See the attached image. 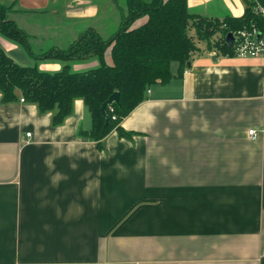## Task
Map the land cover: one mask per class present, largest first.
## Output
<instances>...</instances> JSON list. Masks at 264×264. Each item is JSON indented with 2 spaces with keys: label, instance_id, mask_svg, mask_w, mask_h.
Wrapping results in <instances>:
<instances>
[{
  "label": "crops",
  "instance_id": "obj_1",
  "mask_svg": "<svg viewBox=\"0 0 264 264\" xmlns=\"http://www.w3.org/2000/svg\"><path fill=\"white\" fill-rule=\"evenodd\" d=\"M0 4L35 41L61 29L71 44L102 12L96 0ZM188 6L210 20L246 10L245 0ZM38 12L70 26L41 24ZM99 24L93 30L108 40ZM0 45L16 63L35 64L16 43L0 36ZM104 61L113 63L111 48ZM100 64L75 62L72 71ZM171 73L122 121L129 137L114 130L101 147L83 134L93 119L82 100L56 126L53 113L21 98L3 103L0 93V264H264V60L213 49L193 54L186 69L173 62Z\"/></svg>",
  "mask_w": 264,
  "mask_h": 264
},
{
  "label": "trees",
  "instance_id": "obj_2",
  "mask_svg": "<svg viewBox=\"0 0 264 264\" xmlns=\"http://www.w3.org/2000/svg\"><path fill=\"white\" fill-rule=\"evenodd\" d=\"M245 2L242 17L210 20L192 13L188 0H126L128 15L110 39L103 40L89 29L69 49L53 48L40 54L32 51V36L10 20L13 7L0 4V36L23 47L35 61L34 65H20L0 45L2 102L24 98L37 105L41 113H53V123L59 126L72 114L74 103L82 100L93 119L92 129L83 134L99 147L114 130L121 137H129L121 127L122 121L145 101L151 86L172 80L173 62L187 68L191 56L200 51L197 41L206 40L209 50L236 57L234 48L227 44L228 34L258 29L264 35V17L257 4L252 0ZM259 3L264 8V0ZM142 18L145 22L134 26ZM192 30L196 36L190 34ZM217 33L221 38L213 41ZM108 48L112 53L111 65L104 61ZM93 58L101 61L100 66L85 72L72 71L75 62ZM45 60L64 62L65 67L55 73L41 71L38 64ZM116 92L120 101L107 109V124L101 107Z\"/></svg>",
  "mask_w": 264,
  "mask_h": 264
},
{
  "label": "rangeland",
  "instance_id": "obj_3",
  "mask_svg": "<svg viewBox=\"0 0 264 264\" xmlns=\"http://www.w3.org/2000/svg\"><path fill=\"white\" fill-rule=\"evenodd\" d=\"M118 4H113L112 0H96V4H100L99 9L102 10L101 12V19H99L97 21V19H93V20H84L86 23L81 24L80 25V29L81 26L82 27H87V26H91L92 29L95 28V26H100L99 23H103V30H104V36H108L106 37V39L111 38L115 33L118 32L123 19L125 16L128 15V11H127V7H126V1L125 0H117ZM10 16H12V13H10ZM33 19L38 20L41 24H45L46 22H51V23H58L59 25H61L59 28H62L64 26L69 27L70 23L69 21L63 17V16H52L49 13H43V12H38L37 14H35V16H33ZM10 20H13L10 18ZM140 19H138L135 23L134 26H138L139 24H137V22H139ZM81 22V21H80ZM79 22V23H80ZM69 29V28H67ZM96 29V28H95ZM43 32V31H42ZM62 30L60 29V31L58 33H53L51 31H48V33H38V38L40 40L35 41V39H33V37H31L30 40V44H31V48L32 51L35 54H40L46 51H49L53 48H58L61 50H66L69 49L71 47V42L69 41V36L68 35H62L61 34ZM43 34H46L45 37L43 36ZM190 34H192L193 36H196L195 31H190ZM58 35L60 37H58ZM221 38V34L217 33L212 40L216 41L219 40ZM58 39L63 40V45L61 46V48H59V45H56L55 42H57ZM78 40V39H77ZM69 41V43H67ZM68 44V45H66ZM71 44V45H70ZM198 44V49H200L201 52H203V54L208 53L209 51V42L204 40V41H197ZM54 45V46H53ZM23 51L22 53H26L27 51L21 50ZM112 64V63H111Z\"/></svg>",
  "mask_w": 264,
  "mask_h": 264
},
{
  "label": "built area",
  "instance_id": "obj_4",
  "mask_svg": "<svg viewBox=\"0 0 264 264\" xmlns=\"http://www.w3.org/2000/svg\"><path fill=\"white\" fill-rule=\"evenodd\" d=\"M252 1L257 4L259 13L264 17V8L261 7L259 0ZM234 37L235 42L232 48L235 50L236 57L262 58L264 60V35H261L258 29L239 31L237 34H234ZM20 102L26 103L24 98H21ZM249 134L252 139H256L257 130H251ZM27 136L30 137L31 133H28Z\"/></svg>",
  "mask_w": 264,
  "mask_h": 264
},
{
  "label": "water",
  "instance_id": "obj_5",
  "mask_svg": "<svg viewBox=\"0 0 264 264\" xmlns=\"http://www.w3.org/2000/svg\"><path fill=\"white\" fill-rule=\"evenodd\" d=\"M226 41H227V44L232 48L233 44L235 42L234 35L232 33L228 34ZM119 101H120V94L118 92H116L113 95H111V97L105 103H103V105L101 107V112H102V115H103L107 124L109 123V117L107 114V109L110 106H112L113 104L118 105Z\"/></svg>",
  "mask_w": 264,
  "mask_h": 264
}]
</instances>
